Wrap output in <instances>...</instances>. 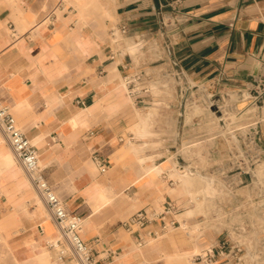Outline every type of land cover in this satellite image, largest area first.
Segmentation results:
<instances>
[{"label": "crops", "instance_id": "crops-1", "mask_svg": "<svg viewBox=\"0 0 264 264\" xmlns=\"http://www.w3.org/2000/svg\"><path fill=\"white\" fill-rule=\"evenodd\" d=\"M172 62L188 85L186 105L194 98L202 113L186 120L185 106L180 132ZM135 73L146 89L131 101L123 80ZM254 75L264 80V0H0V101L33 144L47 182L80 217L79 236L97 264H174V254L191 258L215 243L213 232L195 231L200 214L183 217L192 207L178 182H168L170 154L179 133L208 142L210 97L237 96L245 102L234 109L249 111L241 94ZM139 114L150 115L147 133ZM255 120L264 145V108L247 114ZM27 177H0V222L10 221L1 231L14 252L25 239L43 246L56 235L47 210L32 203ZM166 203L180 210L179 227L123 226L136 211ZM64 250L50 246V261L72 264Z\"/></svg>", "mask_w": 264, "mask_h": 264}, {"label": "built area", "instance_id": "built-area-1", "mask_svg": "<svg viewBox=\"0 0 264 264\" xmlns=\"http://www.w3.org/2000/svg\"><path fill=\"white\" fill-rule=\"evenodd\" d=\"M120 32H125L123 26L120 27ZM172 67L174 69L173 76L180 86L177 95L180 100L179 115L182 121L185 106L188 104V85L184 82L181 74L175 70L173 62ZM139 80L140 73H135L123 80V86L131 100L136 99L140 92L146 89L145 85L141 86L140 83H136ZM241 95L242 98L249 99L256 111L261 113L264 108V80L262 76L254 75L248 82V88ZM227 103L230 105L228 112L232 114L238 115L244 111L234 109L233 101L223 95L210 97L205 103L206 110L214 115L222 131L227 129L224 120L228 121L227 125H238L239 122H230V117H226L227 113L222 109ZM211 106L216 107L219 116H215L214 112L210 111ZM256 111H253L255 115ZM245 121L240 127L228 129L225 135L215 131V134L209 137V140L218 139L223 147H209V155L215 158V162L211 167L200 172L202 176H210V191L202 198L212 206L208 215L200 214L201 220L195 231L203 233L204 230H209L217 235L218 239L204 250L193 254L191 262L239 264L241 258L247 253L252 258L250 264H258L262 262L259 259L264 258V198H262L264 184L261 185L254 174L256 164L264 156V145L256 129L257 121L248 123L247 118ZM0 130L16 160L28 175L34 190L43 200L45 208L61 236L69 240L80 264H97L91 255L90 248L79 236L82 222L80 217L66 208L64 201L47 182L33 144L17 125L11 110L1 101ZM91 160L96 164L99 173L106 172V166L97 154L93 153ZM186 167L191 171L193 169L189 165ZM168 182L170 185H175L178 181L168 179ZM198 200H200V196L195 197V201ZM190 205V207L194 206L191 199ZM179 212L177 206L166 203L158 210L136 211L124 222L123 226L132 233L149 223L160 221L161 229L166 231L169 228L180 226V221L175 218ZM136 246L140 247L141 243H136Z\"/></svg>", "mask_w": 264, "mask_h": 264}, {"label": "rangeland", "instance_id": "rangeland-1", "mask_svg": "<svg viewBox=\"0 0 264 264\" xmlns=\"http://www.w3.org/2000/svg\"><path fill=\"white\" fill-rule=\"evenodd\" d=\"M117 38H119V36H117ZM231 99H232L233 103H235L236 101H239V103H242L243 104L245 102V101L240 102V100H238L239 98H237V96H234ZM192 101H193V105H190V106L187 105L186 106V109H187V112L185 114L186 120H188V118L193 117L195 115L196 116H201L202 115V113H200V110H198L200 107L199 108L198 107L197 108L194 107V104H196V102L194 101V98H192ZM229 106L230 105L227 103L222 110L225 113H227L226 114V117H230V122H233L234 123L236 121L237 122L239 121L238 122V125L237 124L236 125H230V124L227 125V122L228 121L224 120V122L226 123V126H227L226 128L227 129L224 130V131H222V128H221V126H219L217 124V120L215 119L214 115L211 114L207 110L206 111L207 114L211 117V120L214 121L212 123L213 125L209 124L206 127L207 131L209 132L208 137H210L213 134H215V131L218 132V133H221L222 135H225L228 129L233 128V127H240V126H242V124L244 122H246L245 120L247 118L248 112H251V114H252V112L254 110L256 111L255 106L254 105H250V107H248V109L250 108V111H247V108H246V109H244V111L241 112V114H238L239 117H237L238 116L237 114H235V113L232 114L231 112H228L229 111ZM190 108L192 109V111L190 110ZM194 110H195V112H194ZM138 117H139V119H142V118L145 119L146 123L150 119L149 118L150 115H148V116L146 115L145 116V114H139ZM177 126H179L178 132H180L181 131V127H182L181 118H180V122H179V124ZM210 129H211V131H209ZM128 130H131V131L134 132V128H129ZM201 130L202 129L199 128L195 132H200ZM176 133H177V131H176ZM176 133H175V135H176ZM184 136H185V138L184 137L182 138V136L180 135V133H179V136H176V140L174 142V147L171 150V154H170L172 156L169 159V162L171 163V167H172L171 172L173 171L174 174H173V172L172 173L170 172L171 174L169 173L170 174L169 176H172V179H175V180L178 181V188L177 189L180 192H183L190 199L193 197V199H191V200L194 202V206L192 208H190L192 210H190L189 213H185L183 215V217L184 218H190V217L194 216L195 214L208 215L209 212H210V210H211V206L212 205L209 202H207L205 199H203L202 196H205L210 191V188L208 187V186H210V182H209L210 176H202L201 175L202 173L200 174V171L199 170H201V169L205 170V169L211 167L214 164V162H215V158L212 155H209V152L207 151V150H209V147L210 146H217L218 148H221L223 146L220 144V142L218 141V139L209 140V138H208V140H209L208 142L197 143L196 142L197 140L195 141L194 139H192L193 137H186V135H184ZM5 145L8 146L7 143ZM201 150L204 151V153H205L204 156H201V154H200L201 153ZM261 161L264 162V156H262L259 159V162L256 164L255 170H254V174H255L258 182H260L261 185H263L264 184V167H263L264 166V163H260ZM259 164H261V167H260ZM187 165H189L190 168H193L192 171L190 170V172H191L190 174H192V175H189L188 176V179L191 181L190 182L191 184L190 185H187V187H184L183 184H182V181H180L179 178H177V175H175V171L176 170H182V169H184L183 166H187ZM257 165L260 168H258ZM23 173H24V171H23ZM192 178L194 180H192ZM197 182H199V183H197ZM200 183L203 184V187H202V185ZM193 184H195V186ZM200 185H201V187H200ZM206 185H208L207 186L208 187L207 188L208 190L206 189ZM204 189H206L208 192L205 190L206 192L204 193V191H203ZM190 190L192 191L191 193H190ZM195 191H196V193H195ZM201 193H203V194H201ZM193 194H194V196H193ZM200 194H201L200 200L195 201L194 200L195 197L196 196H200ZM262 198H264V196ZM5 219H6V217L4 218L3 221L0 222V223H2V224L5 225L3 227H0V264H16L15 261H14V259H13L12 252H11V250L13 251V246H11V250H10V245H9V248H8L7 245L5 244L4 240L2 239L4 237H6V236H4L2 234V231L1 230L2 229H5L8 226V224H10V221L5 222ZM55 228H57V227H55ZM60 242H61V240L58 241V244H60ZM246 243H248V240H246ZM50 246H53V244L51 242V239L49 238V240H47L46 244L42 246V249L44 248V249H48L49 250ZM195 249H196V246H195ZM26 250L27 251H26L25 255L27 257H33L34 256V253H35V250L34 249L31 250L30 248H27ZM13 253H15V252L13 251ZM69 257H73V254L72 255H69ZM75 257L76 256H75V253H74V258ZM172 258H173L174 264H190V262H191L190 261V259H191L190 258V254L189 255L186 254V255H184L182 257L172 256ZM76 259H77V257H76ZM251 259L252 258L250 257V254H248V253L247 254H244V256L241 258V262L239 264H250V260ZM259 261H262V262H259L258 264H264V258H260Z\"/></svg>", "mask_w": 264, "mask_h": 264}, {"label": "bare ground", "instance_id": "bare-ground-1", "mask_svg": "<svg viewBox=\"0 0 264 264\" xmlns=\"http://www.w3.org/2000/svg\"><path fill=\"white\" fill-rule=\"evenodd\" d=\"M134 44H135V42H134ZM245 95H249V94H245ZM229 96V95H228ZM226 97V96H225ZM230 97H232V96H230ZM228 99V98H227ZM231 99V98H230ZM132 101V100H131ZM235 102V101H234ZM132 104V103H131ZM146 109V108H145ZM152 110V109H151ZM148 112H149V110H148ZM195 112V111H194ZM145 113V112H144ZM231 115V114H230ZM146 116V115H145ZM148 118V117H147ZM214 122V121H213ZM139 123V122H138ZM212 123V122H211ZM211 125H213V124H211ZM140 128H141V130H142V132H146V121H145V119H140ZM214 127V126H213ZM212 127V128H213ZM215 130V129H214ZM209 131H211V129L209 130ZM139 133V132H138ZM147 133V132H146ZM6 140V139H5ZM4 140V137L3 136H1L0 135V145H1V147H0V177H3V179H5V177L6 176H10V171L12 172V173H16V174H18V173H20V172H22V171H24V169H23V167L21 166V164L19 163L18 164V162H16V160L14 159V155L12 156V154L10 153V147L8 146H3V144L5 143V142H7V141H5ZM130 143V142H129ZM149 145V144H148ZM130 146V145H129ZM147 146V145H146ZM152 147V146H151ZM147 149V148H146ZM151 150V149H150ZM145 160V159H144ZM143 160V161H144ZM145 162V161H144ZM143 163V162H142ZM260 163H264L263 161H261ZM144 164V163H143ZM140 165H141V163H140ZM260 165V167H261V164H259ZM257 167L258 168H260L258 165H257ZM264 167V166H263ZM183 168L184 169H182V170H176L175 171V175H177V178H179V180L180 181H182V184H183V186H186L187 187V185H190L191 183V181L188 179V176L189 175H192V174H190L191 172H190V170L186 167V166H183ZM263 169V168H262ZM160 170V169H159ZM173 172V171H172ZM171 172V173H172ZM24 173H25V171H24ZM170 173V174H171ZM26 174V173H25ZM173 174H174V172H173ZM174 176V175H173ZM169 177H171L172 178V176H169ZM191 177V176H190ZM195 177V176H194ZM193 177V178H194ZM199 177V176H198ZM192 178V180H194ZM191 179V178H190ZM201 179V178H200ZM199 179V180H200ZM197 180V179H196ZM204 180V179H203ZM207 180V179H206ZM185 182V183H184ZM201 182V181H200ZM197 183H199V182H197ZM196 183V184H197ZM26 184H27V191H29V192H31V194H32V197H33V201L34 202H32V203H36L35 205H37V206H39L40 208H42L44 211L46 210L45 208H44V202L40 199V196L38 195V194H36V191L34 190V188H33V186H32V184L30 183V180L28 179V177H27V182H26ZM201 184V183H200ZM208 184V183H207ZM194 186H195V184H193ZM202 185V187H203V184H201ZM201 185H200V187H201ZM192 186V185H191ZM208 185H206V189L209 187H207ZM193 187V186H192ZM198 187V186H197ZM205 187V186H204ZM183 189V188H182ZM195 189V188H194ZM206 189H204L203 191H204V193L208 190H206ZM206 190V191H205ZM199 191V190H198ZM35 192V193H34ZM192 191L190 190V193H191ZM194 192V191H193ZM202 192V191H201ZM208 192V191H207ZM195 193H196V191H195ZM22 194V193H21ZM201 194H203V193H201ZM201 194H200V197H201ZM100 195V194H99ZM101 196H104L103 194H101ZM193 196H194V194H193ZM203 197V196H202ZM100 198V197H99ZM102 199H104V198H101V200ZM191 199H193V197L191 198ZM30 200V199H29ZM190 200V199H189ZM195 200V199H194ZM100 202V201H99ZM104 202V201H103ZM25 203V202H24ZM102 203V201L100 202V203H98L96 206H95V208H98L99 207V205ZM199 204V203H198ZM17 209H20V210H22V211H24L25 210V205H23V204H17L16 205V210ZM185 210H187V209H185ZM184 210V211H185ZM190 210V209H189ZM190 211H187L186 213H189ZM193 212V211H192ZM29 213V212H28ZM45 213V212H44ZM184 213V212H183ZM26 214V213H25ZM46 215H45V217L46 216H48L49 214L48 213H45ZM193 214V213H192ZM50 216V215H49ZM188 216V215H187ZM45 220V219H44ZM55 231H56V235L55 236H53V237H49L50 239H51V242H52V244H53V246L54 247H56V246H58L59 244H58V241L59 240H61V244H63L64 246H65V250H64V252H69L71 255L73 254V263L72 264H80V262H79V259H78V257H77V259H76V257L74 258V252L72 251V247H70L71 245H70V242H69V240L68 239H66V238H63L62 236H61V234H60V232H59V230L57 229V228H55ZM160 238V237H159ZM3 240H4V242H5V244L7 245V247L9 248V243H8V239L7 238H2ZM23 249H22V251H20V252H15V253H13V251L11 250V245H10V250H11V252H12V255H13V259H14V261H15V263L16 264H24L25 262H23V260L24 259H26L27 261H33L34 263H36V264H56V262H54V261H50V251L48 250V249H42L41 247L42 246H38V245H36L35 243H33L32 241H30V240H28V239H25V240H23ZM51 245V244H50ZM27 248H30L31 250H35V253H34V256L33 257H27L26 255H25V253H24V250L25 249H27ZM47 248V247H46ZM58 251H60V250H58ZM198 250H197V248L195 249V252H197ZM63 252V251H62ZM184 255H186V253L184 252V253H176V254H174L173 256H178V257H182V256H184ZM189 255V254H188ZM189 257V256H188ZM57 258V257H56ZM29 259V260H28ZM79 262V263H78ZM26 264V263H25Z\"/></svg>", "mask_w": 264, "mask_h": 264}, {"label": "water", "instance_id": "water-1", "mask_svg": "<svg viewBox=\"0 0 264 264\" xmlns=\"http://www.w3.org/2000/svg\"><path fill=\"white\" fill-rule=\"evenodd\" d=\"M210 111L211 112H214L215 116H219V112L216 110V107L215 106H211L210 107Z\"/></svg>", "mask_w": 264, "mask_h": 264}]
</instances>
